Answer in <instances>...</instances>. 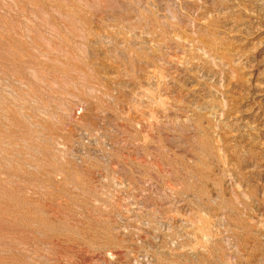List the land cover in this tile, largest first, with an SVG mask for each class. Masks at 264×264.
Here are the masks:
<instances>
[{
  "label": "rangeland",
  "instance_id": "obj_1",
  "mask_svg": "<svg viewBox=\"0 0 264 264\" xmlns=\"http://www.w3.org/2000/svg\"><path fill=\"white\" fill-rule=\"evenodd\" d=\"M0 264H264V0H0Z\"/></svg>",
  "mask_w": 264,
  "mask_h": 264
}]
</instances>
